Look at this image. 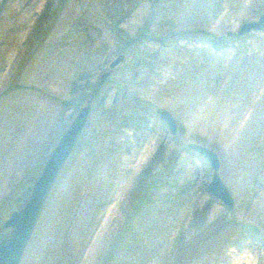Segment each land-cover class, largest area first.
Wrapping results in <instances>:
<instances>
[{"label": "rangeland", "instance_id": "rangeland-1", "mask_svg": "<svg viewBox=\"0 0 264 264\" xmlns=\"http://www.w3.org/2000/svg\"><path fill=\"white\" fill-rule=\"evenodd\" d=\"M262 13L264 0H0V239L90 105L19 264H264V30L238 33ZM190 141L218 154L232 208Z\"/></svg>", "mask_w": 264, "mask_h": 264}, {"label": "water", "instance_id": "water-1", "mask_svg": "<svg viewBox=\"0 0 264 264\" xmlns=\"http://www.w3.org/2000/svg\"><path fill=\"white\" fill-rule=\"evenodd\" d=\"M253 29L264 30V13L259 15L257 19H249L243 22L238 29V33L241 34ZM124 59V54L118 53L109 61L108 66L112 68ZM89 112V104L81 106L71 123L59 136L55 146L48 153L40 173L34 179L25 203L20 208L11 211L10 215L4 220L3 225L10 227V231L0 239V264H19L43 209L44 202L66 159L75 147ZM156 113L165 122L169 131L172 134L176 133L177 123L173 114L163 106H158ZM187 147L192 153L206 160L212 168L211 180L207 183L206 188L224 202L228 208H232L234 198L218 173L220 164L218 154L207 145L194 141L188 142ZM242 228L257 235L261 232L260 225L252 221L244 222Z\"/></svg>", "mask_w": 264, "mask_h": 264}]
</instances>
